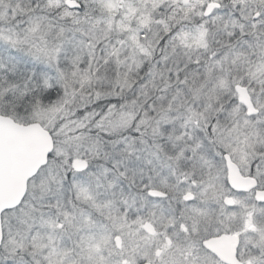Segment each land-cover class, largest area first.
<instances>
[{"label":"snow or ice","instance_id":"6c2138e0","mask_svg":"<svg viewBox=\"0 0 264 264\" xmlns=\"http://www.w3.org/2000/svg\"><path fill=\"white\" fill-rule=\"evenodd\" d=\"M0 264H264V0H0Z\"/></svg>","mask_w":264,"mask_h":264}]
</instances>
